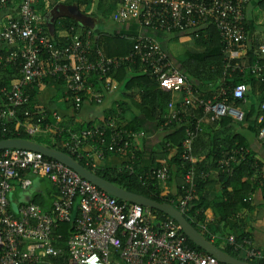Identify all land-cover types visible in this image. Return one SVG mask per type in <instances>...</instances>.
<instances>
[{
    "label": "built area",
    "instance_id": "2783aa9c",
    "mask_svg": "<svg viewBox=\"0 0 264 264\" xmlns=\"http://www.w3.org/2000/svg\"><path fill=\"white\" fill-rule=\"evenodd\" d=\"M9 2L0 0V9L6 8ZM248 4L249 0H117L111 19L115 24L135 22L141 28L163 34L192 35L212 26L224 46L225 70L241 72V66L232 62L238 58V49L244 43ZM35 6L36 0H20L15 18L0 28V47L6 48L0 51V66L18 63L19 67V78L10 81L8 86H0V134H13L18 128L28 136L51 131L61 133L58 113H50L53 123H42L49 112L40 106L30 110L26 107L30 102L28 91L45 78L63 81L77 112L86 98L100 103L111 93L113 75L122 66L145 68L162 92L187 93L178 106L172 101L167 103V114L159 127L164 131L173 124L188 123L180 154L182 164H188L178 197L179 211L183 214L195 192L196 159L192 155V142L200 132L199 120L188 117L189 108L192 105L201 110L211 121L229 117L241 123L244 112L228 104L226 90L234 101L244 102L246 86L239 84L225 89L222 80L218 94L212 99L194 97L191 86L168 52L153 38L121 35L133 45L128 54L117 57H105L99 49L93 50V42L103 34L93 35L91 31L79 34L70 28L67 43L57 45L39 26ZM258 50L264 55V35ZM261 71L257 64L251 67L253 74L260 75ZM91 76L103 78L101 91L94 89L89 81ZM20 110L25 122L18 119ZM260 110L264 117V98ZM12 122L14 132L8 130ZM124 126L113 117L79 132H68L69 138L63 147L70 157L85 160L93 168L100 166L107 152L125 155L130 162L135 159V141L140 134ZM257 138L264 144V127ZM248 153L242 147L231 151L227 158L220 160V172L231 176L232 164L244 161ZM28 175L46 177L57 189L51 210L43 211L33 203L10 210L12 183L17 181L26 190L32 183ZM150 178L165 183L170 173L165 166H160L153 169ZM75 202L77 214L73 220ZM71 223L73 232L64 246L56 245L55 232L61 224ZM227 243L235 252H245L247 258L261 257L247 239L236 242L234 237H229ZM50 259H61L63 264H222L208 254L191 249L174 220L167 217L157 221L151 210L111 197L40 153L3 150L0 154V264H50Z\"/></svg>",
    "mask_w": 264,
    "mask_h": 264
},
{
    "label": "trees",
    "instance_id": "16d2710c",
    "mask_svg": "<svg viewBox=\"0 0 264 264\" xmlns=\"http://www.w3.org/2000/svg\"><path fill=\"white\" fill-rule=\"evenodd\" d=\"M87 2L88 0H74L72 5H74L76 8H79L80 6L86 5ZM70 13L71 14L68 13L64 16L57 18L55 25L57 24L58 29L69 31L70 28H74L80 34L85 31H91L93 35L101 33L99 30L95 29V27L91 25L92 23L89 22L91 21V18L88 21H85L84 26H80L77 20V16L75 15L76 12L71 11ZM12 16V18H15V13ZM38 24L41 28H43L44 32L55 44L62 45L63 43H67V39H59L58 37H56V27L51 32H48L44 23L43 25H41V22H39ZM5 25H2V27ZM245 28L247 29V25H245ZM192 36L196 38L199 43H201L204 39L209 42L206 47V53L202 58L201 62H198L192 58L189 60V62H185V69H187L189 77H186L185 75L183 76L186 78L187 81L196 80L197 82L204 81L206 83L214 84V89L210 93L202 95L203 97L212 98L213 96H216L219 92L218 84L222 80H224L222 84L224 85L225 89L233 88L239 84H244L247 88V98L248 95L250 96V94H248V88L253 87L257 82L262 83V91L264 93V55L259 52L257 47L252 46L248 50L246 55L248 60V66L247 68H245V71L243 70L240 72L236 70L234 72H230V70H225V56L223 54L224 46L221 43V39L218 33L215 31L214 27L210 26L200 31L198 34H192ZM132 45L133 44L131 41L125 40L120 36H113L109 34L105 35L104 33V35H101L98 40L93 42L92 49H99L105 57H117L125 56L126 54H128L132 49ZM237 63L238 62L236 60L232 62V64ZM255 64L262 68L260 75L253 74L251 72V67ZM18 78V63H15V65L0 66V86H8L10 81L14 79L16 80ZM92 78L93 79L91 80V82L98 81V77ZM113 78L118 81L119 84H121L124 90H130L136 85H144L143 89L146 92L144 98L146 99V102H149L152 107L153 102H155L157 105V111L160 114H165V108L167 106L168 101L170 100V94L162 92L158 88L157 83L148 74L147 69L140 68L139 66L130 67L129 65H124L119 69V71H117L113 75ZM100 80L103 82V78H101ZM45 81H47V79H45ZM56 81L59 84L64 85L63 81ZM194 91L198 92L199 90L194 86ZM226 91L228 104L238 107L244 112V119L240 123V125L251 124L254 131V137L258 140V132L261 128L264 127V117L260 110L261 102L259 104L252 103L249 111L246 112V106L244 105V102L234 101V99L229 94V90ZM28 92L30 95V102L28 105H26V107L30 110V108H33L35 106L34 87ZM67 96L69 97V99H71V95L69 93L67 94ZM263 98L264 95L261 101L263 100ZM198 113L199 117H201L202 111L198 110ZM22 115L23 112H21L20 110L18 112V119L21 122H25V119ZM115 118L119 119V121L121 120L119 118V115L117 117L115 116ZM155 120H158L159 126H161L163 120ZM189 120L190 119H187V121ZM43 122L53 123L50 113H48L42 123ZM235 123L236 122H234L229 117H225L219 121L210 124L212 126L208 127L209 130L207 131H212L213 127L218 126V128L221 129L223 132L221 134H211L206 154H204L202 150L200 151L199 148H204L203 139L205 135L210 136V132H207V134H203L201 130V132L196 135L192 144V155L193 157H197L196 164L194 165L195 192L193 195V200L189 203L187 207L188 210L183 213V216L193 228L199 231L205 239L212 242L218 249L233 257L238 258V253L235 252L233 248L228 245L226 235L221 233V239H213L211 237L214 232V229H211L209 226L205 227L204 217V212L208 209H211L213 214L216 215V213H219L223 221H226L227 218L231 215V213L235 214L242 208L249 206L248 202L246 201L249 194L255 192L257 188H260V190L264 191V162L256 160L254 158V155L248 150L249 144L247 140L241 135L237 134L234 129V127L236 126ZM124 125L126 129L136 132V120H133L129 124L126 123ZM187 125L188 123L186 125L173 124L172 126L165 128L163 131L164 135L161 142L163 152L160 160H163L167 157L170 166L175 169L176 172H181L182 174H184L185 169L188 167V164H182L180 159L181 144L185 137V129ZM59 126L61 129H63L61 133H59L58 131H51L48 133L37 134L35 136H28L22 128H18L17 130L15 129L14 132V123L12 122L11 125L8 127V130L10 129L14 133L0 134V141L9 138L21 139L68 154L66 149L63 147L64 142L69 138L68 132H79L83 130V128H73L68 126L64 127L62 123H60ZM258 142L261 144L260 141ZM167 145H169V148H167ZM261 146L264 149V144H261ZM239 147L247 149L249 153L246 155V159L244 161L240 162L239 164H232V175L227 177L224 173L220 172L221 168L219 167V162L220 160L227 158L230 155L231 151ZM107 156H118L123 159L126 158L127 162H125L120 168H108L101 166H99L98 168H93L90 164H86L85 160H78L76 157L73 158L77 160V162L87 170L94 172L97 176L103 178L104 180L112 183L113 185L119 188H122L128 192L137 195H141L158 203L171 204L173 207L179 210L178 197L180 195V186L183 183V178L181 184L178 186L177 196H174L173 194H171V192L165 190L161 183L150 178V174L154 168H142L139 162L140 156L138 152L135 153V159L130 162L128 160L129 158L125 155H113L107 152L106 157ZM158 165L159 164L156 165V168L160 167ZM129 168H131V170ZM212 171L216 172V174L218 175V180L221 184V197L213 202H207L204 198V193L205 189L212 184ZM171 172L168 183L171 182L172 176L174 175V171L172 173ZM206 174L208 176L205 177V179L200 177L201 175ZM225 178L226 181H224ZM31 201L36 205L42 206V204H40L41 202L36 200V198ZM76 204L77 203L75 202L72 211L73 220L77 214ZM151 212L153 213L157 221H161L167 218V216L160 212L152 210ZM236 227L240 231L239 236L236 237V241H241L243 238H246L248 234L244 232V229H242L243 225H241V222L238 221ZM72 232L73 223L61 224L54 234L56 239V245L64 246L65 242L67 241L68 237L72 234ZM186 243L191 249L198 251L203 255H207L201 249L196 247L192 242H190L187 238ZM49 262L50 264H63V261L61 259H50ZM248 262H251L252 264H264V261Z\"/></svg>",
    "mask_w": 264,
    "mask_h": 264
},
{
    "label": "crops",
    "instance_id": "0c3cea01",
    "mask_svg": "<svg viewBox=\"0 0 264 264\" xmlns=\"http://www.w3.org/2000/svg\"><path fill=\"white\" fill-rule=\"evenodd\" d=\"M73 1L74 0H36L35 9L40 17L41 25L44 23L48 32H51L56 27V37L59 39L68 40L69 31L57 28V24L55 25L57 18L68 13L71 14L70 12L74 11L76 12L75 15L77 16L80 26H84L85 21L91 18L89 22L92 23L91 25L95 27V29L101 32L100 34L104 35L105 33V35L109 34L113 36H148L153 38L161 48L168 52L178 71L186 77L189 76L187 69H185V62H189L191 58L201 62L206 53V47L209 42L206 39L199 43L192 35L152 32L139 27L135 22L115 24L111 17L117 7V0H88L86 5L80 6L79 8L72 5ZM19 2L20 0H10L8 6L0 10V28L2 25L7 24L14 13L16 14ZM245 23L247 29L244 43L238 49L239 53L236 59L238 62L237 64H239L244 71L248 66L246 57L248 50L252 46L259 48L263 40L264 31L259 30L258 27H264V0H249V4L245 11ZM73 30L75 33H78L74 28ZM64 44L66 43L62 45ZM5 50L6 48L0 47V51ZM92 77L94 76H91L89 79L90 82L93 79ZM45 79H47V81H45ZM45 79L41 84L34 87L35 106L43 107L49 113H58L61 116V123L64 127H82L84 129L90 125L101 124L105 120H109V118L115 116L117 117L118 115L121 119L120 121L124 124H129L131 121L136 120V132L140 134V137L135 141V146L140 156L139 162L141 167L146 169L156 168V165L159 164L158 166H165L169 173L174 171L171 182L168 183L167 180V182L161 184L165 190L177 196L178 186L182 182L183 174L181 172H176V170L170 166L167 157L160 160L163 152L161 142L164 132L160 131L158 120H155H162L164 118L167 114V106L165 108V114H160L156 109L157 105L155 102H153V107L149 102H146L144 98L146 93L143 89L144 85H136L130 90H124L121 84L114 79L111 93L106 94L100 103H95L86 98L82 108L76 112L73 109L72 101L67 96L65 86L59 84L54 79ZM100 79L101 78H98L97 82H91L94 89L97 91H101L103 88V82ZM187 82L191 86L192 92L195 95L194 97L202 99H212L215 97L206 98L202 96L210 93L214 89V84L204 81L197 82L196 80ZM194 86L199 90L198 92L194 91ZM262 90L263 85L261 82H257L253 87L248 88V94H250V96L248 95L247 98L246 94L244 101L246 112L249 111L252 103L259 104L261 102L264 95ZM186 95V92L170 95L169 101H172L175 106H178V104L185 99ZM198 110L199 109H194V106L191 105L188 117L190 118V116H193L199 120L200 132L201 130L203 134L210 132V136L205 135L203 139L204 148H199L200 151L202 150V152L206 154L211 134H221L223 131L219 129L218 126L213 127L212 131H207L209 130L208 127L212 126L210 124L216 121H211L210 116L204 115L203 113L201 117H199ZM235 124L236 126L234 129L236 133L247 140L249 144L248 150L254 155V158L264 162V149L261 146L263 143L260 144L258 142L259 140L255 139L252 125H240V123L237 122ZM194 159L197 161L196 156ZM125 162H127L126 158L107 156L99 165L101 167L120 168ZM27 177L32 183L26 190H23L17 181L13 182L12 191L9 196L10 210H14L20 205L33 203L31 200L35 198L41 202L40 204H42V206L37 205L41 210H51L52 204L57 197V189L46 177L30 175ZM211 181L212 184L205 189L204 193V198L207 202H213L221 197V184L219 183L218 175L214 171L211 173ZM224 181H226V178ZM246 201L249 206L242 208L235 214L231 213L226 221H223L219 213L215 215L211 209L206 210L204 212L205 227L209 226L211 229H214L211 235L213 239H221L222 234H224L227 236V239L229 237H234L236 240V237L240 234L239 229L236 227L237 222H241V225H243L242 229L248 234L247 237L242 240H249L252 247L260 253L261 257L259 259L247 258L246 253L242 251L237 254L238 258L246 262L264 261V191L257 188L255 192L249 194Z\"/></svg>",
    "mask_w": 264,
    "mask_h": 264
},
{
    "label": "water",
    "instance_id": "95a60500",
    "mask_svg": "<svg viewBox=\"0 0 264 264\" xmlns=\"http://www.w3.org/2000/svg\"><path fill=\"white\" fill-rule=\"evenodd\" d=\"M50 27V24L48 23ZM7 149H23L29 150L36 153L42 154L44 157L57 161L67 168L75 172L81 179L89 182L90 184L96 186L99 190L107 193L111 197L127 202L130 204L139 205L143 208H147L152 211H157L168 218L174 220L180 227L186 238L192 242L196 247L201 249L206 254L214 257L222 264H251L239 258L233 257L220 249H218L212 242L204 238V236L193 228L183 216V214L168 203H158L151 199L145 198L141 195H137L128 192L122 188H119L112 183L104 180L103 178L97 176L95 173L87 170L81 166L74 158L70 157L68 154L50 149L30 141L21 139H7L0 141V151Z\"/></svg>",
    "mask_w": 264,
    "mask_h": 264
},
{
    "label": "rangeland",
    "instance_id": "374dc122",
    "mask_svg": "<svg viewBox=\"0 0 264 264\" xmlns=\"http://www.w3.org/2000/svg\"><path fill=\"white\" fill-rule=\"evenodd\" d=\"M104 18H105V17H104ZM106 18H107V17H106ZM258 29L264 31V27H263V26H259Z\"/></svg>",
    "mask_w": 264,
    "mask_h": 264
}]
</instances>
